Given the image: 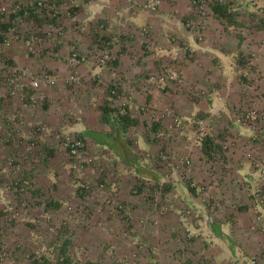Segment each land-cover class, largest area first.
Segmentation results:
<instances>
[{
    "label": "rangeland",
    "instance_id": "374dc122",
    "mask_svg": "<svg viewBox=\"0 0 264 264\" xmlns=\"http://www.w3.org/2000/svg\"><path fill=\"white\" fill-rule=\"evenodd\" d=\"M37 1L0 0V264H89L92 255L107 249L112 255L120 253L128 259L132 251H142L147 243L142 239L138 241L114 234V227L111 228L108 222L113 218L117 220V215L111 205L122 202L124 205L131 203L139 207L145 202L160 211L166 209L167 214L171 205L175 207L183 202L181 195L175 191L168 194L167 185L175 182L180 187V182L185 180L190 184L188 181L191 179H186L185 173L197 164L206 178L209 179V171L217 172L220 183L222 180L227 185V167L222 163L218 170L216 168L223 154L218 149L214 151V144L220 143L216 141L219 137L223 141L228 140L229 144L232 139L227 134L231 131L222 128L213 130L214 121L216 123L220 120L223 126L234 120L242 123L239 115L256 109L260 115L258 121L264 123V97H261L262 107L257 106V109L250 104L253 101L252 95H259L262 90L257 79L264 80V5L258 6L254 2L250 6L246 5L248 9L243 19L246 29L234 34L238 39L243 38L240 42L243 47L234 56L239 62L231 72L239 81L245 82L240 90L241 95L246 94L243 97L246 101L237 115L233 116L223 112V107L218 109L219 104H213L210 108L218 111H211L208 115L210 109L206 103L210 100L207 98L202 102L192 92V88L196 87L194 85L199 87L202 94L204 92L203 97L209 90L206 83L202 86L197 82L199 79L193 60L195 52L184 57L180 50L186 45L192 48L185 42L188 41L187 32L201 39L200 34L188 26L194 19L193 8L189 14L172 15L165 21L159 17L161 9L155 13H140L132 19L130 29L125 26V22L131 17H117L120 29L109 34L112 27L109 21H106V29L99 30L98 24L103 19H99L98 14L108 13L107 10L112 8L107 7L115 0H43L46 5L41 12L36 10ZM102 2L106 5L102 6ZM120 2L118 0L115 6L113 4L114 14ZM230 3L232 6L229 10L232 12L236 8L235 4L239 3L231 1L227 5ZM54 7L60 11L57 17L52 16ZM90 9L96 10L91 16ZM75 16L77 23H85V29L79 30L76 27ZM177 24L187 30L186 33L176 29ZM208 24L209 13L202 39H205ZM145 26L151 30L152 48L143 44L146 36L142 34L141 28ZM103 33L108 39H114L117 45L131 44L129 55L123 56L120 52L114 55L113 52L112 60L132 63L142 74L139 79H146L150 73L159 71L164 63H173L183 79L182 83L171 82L166 90L147 95L142 92L143 80L134 82L136 77L131 72L127 73L123 66L117 70V79L126 87L124 92H120V97L131 96L126 107V123L132 125L127 131H121L125 139L119 142L125 157L132 160L134 155L131 162L122 161L113 150L114 147L98 144L86 132L92 125L108 128L110 133L112 131L115 134L120 125L125 123L121 114H117L119 120H115L114 116H110V121L103 119L102 115L108 112L109 106L115 111L119 110L117 106L111 105L114 101L109 100V83L100 81L98 75L88 81L80 69L79 80H69L71 54L74 51H92ZM20 69L28 70L29 74L22 78L28 84L31 75L42 69L58 77L54 84L43 86L42 90L46 93L44 103L36 107L26 106L29 93L33 91L29 85L15 95L9 93L12 86L9 79L15 77L14 74ZM98 86L103 91L96 92ZM89 89L96 91L92 93ZM193 103L200 105L196 114L190 111ZM205 107L208 108L207 113L203 109ZM136 112L139 117L132 116ZM162 113L167 114L160 116ZM176 115L183 117V125L180 127L176 126ZM121 119L124 121L120 122ZM202 119L205 120L201 125ZM39 125L46 130H39ZM220 132L225 134V138ZM81 137L86 142V152L80 157H72L67 143ZM181 138L195 146L198 143L197 146L202 147L210 158L197 162L194 157L192 165L184 169L181 160L176 164L171 162L165 168L166 163L161 157L165 142ZM31 142L33 146L28 149ZM186 153L192 156L191 150ZM259 160L264 161L261 158ZM138 165L143 170H139ZM146 167L155 169L154 176L146 175ZM163 179H166L165 184H161ZM114 181L116 185H113ZM207 185L202 184L200 187ZM189 187L184 189L185 193ZM202 191L204 194L201 196ZM199 193L201 201L214 199L207 187ZM215 200L216 204H220L219 199ZM184 208V213L187 209H193L201 213V216L199 219H180L176 232L180 233L186 227L193 229L196 234L188 238L191 243L204 234H210L212 220L217 218L215 213L194 206L185 205ZM205 217L209 218L206 222L203 220ZM201 240L205 244L208 241L205 238ZM150 246L151 243L146 247Z\"/></svg>",
    "mask_w": 264,
    "mask_h": 264
},
{
    "label": "crops",
    "instance_id": "0c3cea01",
    "mask_svg": "<svg viewBox=\"0 0 264 264\" xmlns=\"http://www.w3.org/2000/svg\"><path fill=\"white\" fill-rule=\"evenodd\" d=\"M232 1L238 2L239 5L235 4L236 8L235 10L232 9V12H229V16L223 11L222 14L213 6L208 7L209 24L205 32V39L201 40L198 37L194 38L189 34L191 32H187L188 41H185L192 46L191 49L195 52V58L193 60L195 71L199 79L197 82H200L202 86L207 84V87H209L204 97L199 96V98H197L202 102L203 100H207V98L210 100V102L206 103L209 106L210 112L207 113L208 108H203L206 109L205 112L208 115L211 114V106L213 104L216 106L219 104L218 109L223 107V112L227 114L231 113L233 116H236L237 111L243 108L242 106L246 101L243 99L246 94L241 95L240 90V87L245 82L239 81L240 79L231 72L232 68L239 62L234 56L238 54L239 48L241 49L243 47V43H240L243 38L240 37V39H238L234 34L240 33L246 29L243 21V19L246 18L244 14L248 9L246 5L250 6V4L254 2L258 4V6H262L264 5V0ZM190 2L191 0H163L159 17L165 21V19L170 18L172 15L189 14V12H192L193 8ZM117 3L118 1H113L107 7L112 8L111 10H107L108 13L103 12L98 14L99 19L101 17V20L103 19L102 21L105 20L110 22L112 27L109 30V34L116 33V30L118 32L120 29L118 16L113 13L115 9L114 6ZM136 15L129 16L131 18L125 22V26L129 29L132 28V19ZM90 18L92 21V17ZM175 28L185 33L187 31L182 29V26L179 24H177ZM87 31H90V29ZM132 35L133 34L130 36ZM130 49L131 44H123V46L114 44L113 52L114 55L116 52L117 54L120 52L121 55L127 56L129 55ZM261 63L263 62L261 61ZM95 65L94 62L89 61L79 67L81 74L86 77L88 81L90 78H96L98 75L100 81L109 83V87L111 88L114 81L119 78L117 76V70H120L121 66L125 68L124 70L127 73L131 72L132 76L136 77L134 82H139L140 80L144 81V79H139L142 74L139 73L138 69L134 68L135 66L129 61L119 63V61L115 59V61L112 60L108 66L101 68ZM131 67L132 71L130 70ZM257 81L258 84H260V89L263 90L264 80L259 81L257 79ZM140 84L141 83H139V85ZM194 86H196L194 88L201 91L197 85ZM254 86L256 87V85ZM121 87L120 92H124V83ZM96 90L94 91H103L99 86ZM262 90H260L259 95H255V93L252 95L253 101L250 104L256 107L258 106L259 108L260 106L262 107L261 102L263 99L261 101V97H264V92H262ZM89 91L92 92L91 89H89ZM127 104H129V102ZM119 108L121 107L119 106L118 109ZM199 109L200 105L198 103H193L190 111H192V114H196ZM218 109L214 113H216ZM118 111L111 109L109 106L108 112L105 115H101L104 120H106V117L110 119V116H114L115 120H119L120 117L117 115ZM126 112L121 113V117H123L125 121L121 119L120 122L124 121L125 123L120 125L121 127L115 131V134L112 133V131L110 133L108 128L95 127L92 125H90L86 132L88 136L98 144L114 147L115 149L113 148V150H115V153L119 154L123 159L122 161L126 162V160H128L131 162L133 161L134 155H132V160L125 157L119 145V142H124L123 139H125L121 131L130 128L132 125H127L126 123L128 121L126 116L128 113ZM135 115L139 117L138 112L132 114V116ZM205 117H207V115ZM221 128L226 129L228 132L231 131V133L227 134V137H231L232 141L228 144V140L223 141L221 137L216 138V141L220 143L214 144V151L218 149L223 154V158L220 157L221 160L219 164H216V168L218 170V166L222 163L227 167L225 170V178H229L227 181L228 184L225 185L226 182L222 180L220 183V179L217 178L219 175L217 172L209 171V179L206 178V176L202 175L200 172V167L197 164L190 171H186L185 173V178L191 179L188 181L190 184L185 180L180 182L181 188L175 182L174 184L170 183L167 185L169 188L168 194L175 191L177 195H181L180 198L181 201H183L182 205H180L181 202L175 207L171 205V207L167 209V214L166 209L165 211L162 209L160 211L155 209V207L153 208L150 203L143 202L139 207L128 203L129 205H125L126 210L124 216L117 215V220L113 218L115 220L110 219L108 223L111 225V228L114 227V234H118V237H132L138 241L142 239L147 245L144 247L142 246V251H132V255H129L130 258H128L131 259L129 262H127V258L122 257V254L112 255L107 249L102 253L92 255L89 264H264V200H258V196L255 194V191L259 188V182L254 168L255 161L259 160V158L264 159V123L260 121L239 123L237 120H234L230 121V123L226 122L225 126H223L220 120L216 123L214 121L213 130H221ZM253 130L255 132H252ZM220 134L225 138V134L221 132ZM250 135H252V139L249 138ZM165 143V150L161 154L163 162L166 163V166H164L165 168H167V164L171 162L175 164L178 163V161L187 154L191 156V153H186L188 151L190 152V150L192 151V159L194 160L195 157L197 162L202 161V159L205 161L210 158L209 154L202 150V147L197 146L198 143L195 146L185 138L177 139V141L167 140ZM205 144L206 143L203 145L205 146ZM146 145L148 146V144ZM215 153L217 154V152H214V154ZM163 155L168 156V159L164 160ZM138 167L139 170H143L140 165H138ZM151 167H146V175L154 176L153 171L155 169ZM170 167L172 168L173 166L171 165ZM195 183L196 185H194ZM206 183L208 184L206 187L209 193L213 194L211 196L214 199L206 198L207 200L201 201L199 199V192L206 187L200 186ZM188 187L189 191L185 193L184 189H188ZM261 187H264V185ZM203 194L204 191H202L201 196ZM215 198L221 201L220 204L215 203L217 202ZM185 205L189 207H200L202 211L212 210L215 213L214 215L217 218L212 220L211 229L209 230L210 234L201 236L208 240L206 244L202 243V238H197L191 243L187 239L188 236L185 230L180 233L179 231L176 232L179 229L180 219H184ZM218 213H220V215H218ZM166 215L168 218H166ZM255 224L256 226L254 228ZM98 233L101 235L100 232ZM149 243H151V246L146 247L149 246ZM156 249H159L157 250L158 252Z\"/></svg>",
    "mask_w": 264,
    "mask_h": 264
},
{
    "label": "built area",
    "instance_id": "2783aa9c",
    "mask_svg": "<svg viewBox=\"0 0 264 264\" xmlns=\"http://www.w3.org/2000/svg\"><path fill=\"white\" fill-rule=\"evenodd\" d=\"M105 1V0H104ZM109 1V0H107ZM118 1V0H115ZM120 5L117 7V10L115 12L116 16L118 18L120 17H129L136 14H139L141 12L146 13H155L157 12L162 4L163 0H120ZM232 0H191L192 6L194 9V19L191 21L192 23H188V26L192 27V30L194 32L200 34V38H204V30L206 25V19L208 17V7L211 6L212 3L215 2H223V3H229ZM102 6L106 5V3L102 2ZM36 10L41 12L43 10V7L46 5L45 1L38 0L36 2ZM77 4V3H76ZM55 6V5H54ZM232 4L230 3L229 8H231ZM94 9H90V16L94 14ZM27 13V11H26ZM58 14H60V11L58 8L54 7V11L52 13L53 17H57ZM74 21L77 23V17H74ZM76 27L79 30L85 29V23L81 21L80 23H77ZM108 27V23L106 21H102L98 24V28L100 31H103V29ZM196 29V30H195ZM142 34L146 36V38L143 41V44L145 47L152 48L153 45V39L151 35V30L149 26H145L141 28ZM106 35L103 33L100 35L99 41L95 44L92 51H86L85 53H81L79 51H74L71 54V57L69 59V64L71 66V72L69 74V80L72 82L78 81L80 78L78 69L81 65H83L86 62L92 61L98 66L106 67L110 64V62L113 59V46L115 43L114 39H108L105 37ZM182 54L184 57L190 56L191 49L189 46H184L181 49ZM177 53H180L178 51ZM27 69H20L17 74H14L15 77H13L10 80V83H12V86L9 89V93L12 95H15L20 90H23L26 88V86H30L33 91L29 93V101L27 102L26 106L28 107H36L37 105H40L45 102L46 100V93L43 92L42 88L44 85H50L54 84L57 81V76L55 74H52L51 72L47 71L46 69H42L38 71L36 74H32L31 78L29 80V84L25 83L22 78L26 75H28ZM171 82H183V79L179 76L177 73L175 66L173 63H164L159 71L155 73H151L141 84V88L145 94L152 93L154 90L157 91H164L169 87ZM121 81L120 79L116 80L113 87L111 88V97L112 100L115 102H112L111 104L113 106H116L118 100L115 99V97L118 94V90L120 88ZM192 92L195 95L203 96L201 91H199L197 88H192ZM131 99V96L127 95L125 96V100L129 102ZM215 110L212 109V112ZM167 113H170L167 112ZM167 113H162L160 116H164ZM75 116H78L77 113H74ZM260 115L258 114L256 109H250L247 110L244 113H241L239 115V119H241L243 122L246 123H253L257 122L259 120ZM174 120L176 122V126L180 127L183 125V117L181 115H176L174 117ZM205 119H202L200 121V124L202 125L204 123ZM39 130L44 131L46 128L42 125H39ZM33 146V142L28 145V149ZM68 150L69 154L72 157H80L82 154L86 152L87 145L84 139L82 138H74L71 139L68 143ZM164 160L168 159V156L163 155ZM181 165L182 168H187L192 165V157L190 155H186L182 157L181 159ZM179 167V166H178ZM255 173L257 180L259 182V188L255 191V194L258 196V200L263 201L264 200V188L261 187L264 185V161L257 160L254 163ZM166 183V179H163L161 184ZM113 185H116V181L113 182ZM103 186V184L101 185ZM110 200L107 201L108 204H110ZM113 206V212L114 214L120 216L124 215V212L126 210V207L124 203H113L111 207ZM120 214V215H119ZM15 216V215H14ZM201 213L194 211L193 209H187L186 213L184 214V219L188 220L191 218H200ZM205 222L209 220L208 217H205L203 219ZM207 224V223H206ZM188 238H193V236L196 234L193 229L190 227H186L185 229Z\"/></svg>",
    "mask_w": 264,
    "mask_h": 264
},
{
    "label": "clouds",
    "instance_id": "9594fccd",
    "mask_svg": "<svg viewBox=\"0 0 264 264\" xmlns=\"http://www.w3.org/2000/svg\"><path fill=\"white\" fill-rule=\"evenodd\" d=\"M105 37H106V36H105ZM190 49H191V48H190ZM191 52H192V49H191ZM150 74H151V73H150ZM150 74H149V75H150ZM116 80H118V79H116ZM116 80H115V81H116ZM144 80H145V79H144ZM115 81H114V83H115ZM120 81H121V80H120ZM113 85H114V84H112V87H113ZM121 86H122V82H121L120 88H121ZM169 86H170V85H169ZM112 87H111V88H112ZM120 88H119V90H118V94H117V96L115 97V99L118 100V102H119V103L116 104V106H117V107H119V106L121 107V108H119V111L117 112V114H121V113H123V112H126L125 106H126V104L128 103V102L125 100V96H127V95H124V96H121V97H120ZM167 88H168V87H167ZM156 91H157V90H154V92H156ZM144 93H145V92H144ZM152 93H153V92H152ZM150 94H151V93H148L147 95H150ZM111 95H112V94H111V90H110V97H111ZM110 97H109V100L112 101V99H111ZM130 100H131V99H130ZM129 102H130V101H129ZM111 103H112V102H111ZM111 105H112V104H111ZM112 106H113V105H112ZM113 107H114V106H113ZM122 110H123V111H122ZM257 121H258V120H257Z\"/></svg>",
    "mask_w": 264,
    "mask_h": 264
},
{
    "label": "trees",
    "instance_id": "16d2710c",
    "mask_svg": "<svg viewBox=\"0 0 264 264\" xmlns=\"http://www.w3.org/2000/svg\"><path fill=\"white\" fill-rule=\"evenodd\" d=\"M211 6H213L214 8H216L218 11H220L221 13H222V11L224 12V13H227V15L229 16L230 15V13L229 12H231L230 10H229V6H230V4L229 5H227V3L225 4V3H223V2H215V3H212L211 4ZM32 11V10H31ZM32 12H34V11H32ZM223 14V13H222ZM124 116V115H123ZM109 118V117H108ZM107 117H106V120H108V121H110V119H108ZM82 138V137H81ZM82 139H84V138H82Z\"/></svg>",
    "mask_w": 264,
    "mask_h": 264
}]
</instances>
